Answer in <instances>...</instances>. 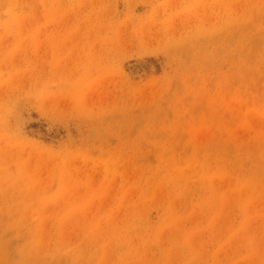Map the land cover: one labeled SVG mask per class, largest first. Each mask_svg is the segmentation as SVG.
<instances>
[{
  "label": "rangeland",
  "instance_id": "374dc122",
  "mask_svg": "<svg viewBox=\"0 0 264 264\" xmlns=\"http://www.w3.org/2000/svg\"><path fill=\"white\" fill-rule=\"evenodd\" d=\"M0 264H264V0H0Z\"/></svg>",
  "mask_w": 264,
  "mask_h": 264
},
{
  "label": "bare ground",
  "instance_id": "6f19581e",
  "mask_svg": "<svg viewBox=\"0 0 264 264\" xmlns=\"http://www.w3.org/2000/svg\"><path fill=\"white\" fill-rule=\"evenodd\" d=\"M144 39V38H143ZM147 39V38H146ZM148 40V39H147ZM163 43V42H162Z\"/></svg>",
  "mask_w": 264,
  "mask_h": 264
}]
</instances>
